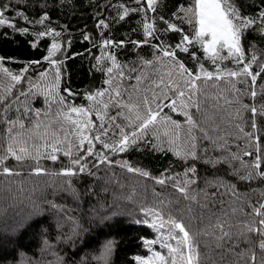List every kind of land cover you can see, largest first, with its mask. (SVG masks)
<instances>
[{
  "label": "trees",
  "instance_id": "16d2710c",
  "mask_svg": "<svg viewBox=\"0 0 264 264\" xmlns=\"http://www.w3.org/2000/svg\"><path fill=\"white\" fill-rule=\"evenodd\" d=\"M4 3L9 4L6 18L13 21L15 29L7 25L0 27V100L3 101L0 103V155H7L6 149L10 142L8 129L12 127L4 121L21 119L30 128V121L35 119V110L41 112V120H46L43 113L48 108L45 101L48 91H52L53 95L58 92L70 104L87 108L90 102L85 99L86 95L109 88L104 81L109 78L106 69L112 67L110 57H115L117 64L121 66L113 69L112 75L117 76V81L113 84L119 81L120 70L133 77L130 80L124 79V85L135 84L134 77L140 71L152 73L158 68L163 73L172 68L168 58L156 60L161 54L153 48V45L174 48L181 40V32L165 31L167 24L164 21L191 35L189 23L178 19L176 15L179 12L182 17L184 13L180 11L181 6H188L191 0H157L155 11L148 10L147 0H141L140 4L135 3V0H26L24 3L0 0V5ZM234 3L242 16L257 20L256 24L244 32L242 46L246 50V60L250 59L253 51L257 54L258 63L253 64L251 70L259 72V63H264V26L259 23V13L264 11V0H234ZM121 5L129 9L143 8L145 11H130L124 20H120L119 15L124 11ZM18 11L24 12L28 19L17 16ZM44 15L48 19L37 23ZM101 21L104 23L101 24ZM144 22L152 23L155 28V39L148 37L149 43H143ZM21 28H27L28 31L22 33ZM49 30L53 35H38ZM57 32L60 33L59 36L54 35ZM85 36L89 39H85ZM105 40L112 43L102 48ZM133 41L139 42L140 46L137 47ZM53 42L59 45V50L51 59L62 61L58 64L60 81L55 88L56 68L45 59L49 56ZM190 51L197 53L201 58L200 63L207 70H213L211 62L203 59V52L198 45L190 48ZM97 58H100L99 63ZM177 59L190 71L199 70V65L189 54L177 50ZM146 60H151L154 64L145 68L142 62ZM222 66L237 67L230 60H225ZM132 67L138 71L129 72ZM4 68L11 75H20L21 82L13 81L11 75L2 71ZM41 73H47V76L41 77ZM240 79H246L251 85L250 77ZM200 84L204 91V95L199 97L201 111L196 112L194 107L191 109L200 127L207 130L209 136L205 139L201 131L195 130L198 138L195 141V151L200 159L193 160L189 157L185 160L169 150L187 152L191 149L192 141L187 135L185 117L165 108L164 112L172 120L180 122L181 129H176L170 122L160 123L129 151L115 155L108 152L109 157L117 162L111 167L106 164L93 167L98 162L94 157H88L89 169L93 175L84 173L67 177L52 174L70 167L68 157L62 153L57 154L59 159L56 163L48 159L39 160V166L47 170V174L41 175L33 174L32 170L37 167L35 160L28 159L22 163L13 158L6 160L5 166L20 174H0V264H60L59 257H63L65 262L70 261V264H78L81 257L88 256L90 259L92 252H98L101 241L107 238L116 240L111 264H135L132 259L134 255H148L143 238L156 237L153 229L134 222L143 218L140 208L144 205L163 208L165 216L171 211L178 219H183L189 231L197 237L202 254L201 264H235L239 257L217 248V241L212 236L197 235V230L215 224L217 218H220L233 225V238L238 237L243 230V222L250 223L252 220L251 216L246 215L252 212L251 205L258 206L264 202V180L255 176L251 180L240 179L246 171L240 161H232L229 155L230 152H239L241 159H252L243 156L245 139L235 127V124L243 123L237 117L240 104L235 103V100L238 94H234L231 85L223 80L216 82L217 86H213V81H208L207 84L201 81ZM236 87L245 90V94L239 96L241 103L254 105L259 113V109L264 106V73L257 78L254 88L257 95L254 99L250 95L251 88L246 89L243 83H238ZM65 89L74 95L69 96ZM21 91L27 95H21ZM146 94L151 97L150 92ZM133 99H136L135 95ZM228 100L233 103L229 104ZM6 107L7 112L4 111ZM57 110V104L53 103V117ZM116 111L110 108V114L115 115ZM125 113L127 114L126 110ZM241 115L248 121L245 130L253 131L250 126L252 113L241 109ZM92 119L95 120L94 115ZM118 122L126 124L124 119ZM256 122L260 129L258 134L264 142V115L258 114ZM113 131L117 135L114 136ZM13 132L21 133L17 139L27 141L25 146L34 153L31 144L33 141H40L33 132L22 130L18 126L13 128ZM176 132H179V138L176 137ZM118 133L119 129L113 126L103 139L112 143L119 138ZM170 140L174 143H169ZM73 141L75 142V137ZM219 145H225L227 150H221ZM19 146L13 143L14 148ZM62 147L66 149L67 144ZM95 149L106 151L100 143L96 144ZM44 150L41 148L42 152ZM75 155L74 149L73 158ZM225 158L227 162H217L214 166L205 163L206 160L223 161ZM125 160L132 167L147 171L150 177L157 178L163 174L177 177L180 181L185 179V170L194 166L196 174L188 175L196 179L197 183L190 185L189 195H196L199 203L184 200L172 186L174 181H168L162 186L156 184L154 179L127 172L119 166V162ZM232 165L240 170L239 174L234 173ZM220 180L224 181V186H214ZM231 185H235L236 194ZM160 200L165 204L169 201L172 203L164 208L158 203ZM189 208L191 212L188 211ZM113 212L121 214L112 215ZM73 229L77 230L76 234ZM249 235L253 241L258 242V236ZM248 246L241 238L235 252ZM153 248L156 251H166L160 249L158 244L153 245ZM255 251L260 255L258 247ZM240 264H244V261L241 260Z\"/></svg>",
  "mask_w": 264,
  "mask_h": 264
},
{
  "label": "snow or ice",
  "instance_id": "6c2138e0",
  "mask_svg": "<svg viewBox=\"0 0 264 264\" xmlns=\"http://www.w3.org/2000/svg\"><path fill=\"white\" fill-rule=\"evenodd\" d=\"M17 2L24 3L26 0H17ZM156 2L157 0H147L148 10L155 11ZM135 3L140 4L141 0H135ZM120 7L124 8L123 14L119 15L120 20H124L130 11H145L143 8L129 9L123 5ZM8 8L9 4L7 3L0 5V27L7 25L15 29L13 21L6 18ZM180 11L184 15L181 17L178 12L176 14L177 18L189 23L191 35L184 33L176 25L164 21L167 24L165 31L181 32V40L174 48L171 46L153 45L155 51L161 54L156 57V60L162 61L163 58H168V61L172 65L171 70L163 73L158 68L152 73L140 71L134 77L136 83L128 85H124L122 81L124 79H133V77L127 75L123 70H120L118 73L120 79L117 83L113 84L114 81H117V76L112 75L113 69L121 68V66L117 64L115 57H110L112 59V67L106 69V74L109 78L104 81L106 85H109V88L100 89L94 94L86 95L85 99L90 102L87 108L70 104L58 92L53 95L52 91H48L45 95L48 108L43 113L46 120H41V112L35 110V119L30 121V128L21 119L4 121L5 123L11 124L12 127L8 129L10 142L6 149L7 155H0V167H2V173L0 174H20L19 172H14L12 168L5 166V161L9 158H13L20 163L28 159L35 160L37 167L32 170L33 174H47V170L39 166V160L48 159L56 163L59 159L57 154L62 153L68 157L70 167L62 168L59 172L52 174L67 177L84 173L93 175L89 169L88 157H94L98 162L93 164V167H98L99 164H106L111 167L117 162L109 157L108 152L115 155L129 151L133 147H136L160 123L167 124L170 122L176 129H181L182 125L180 122L172 120L171 116L164 112L165 108L170 109L172 113H177L185 117V123L188 125L187 135L190 141H192L191 149L187 152L175 149L169 150L174 151L177 157H183L185 160L189 157L193 160L200 159L195 151L197 147L195 141L198 139L195 135V130L201 131L205 139H208L209 136L207 130L200 127L191 109L194 107L196 112L201 111L199 97L204 95L200 84L201 81L205 84L208 81H213V86H217L216 82L223 80L224 83L231 85V91L234 94H238L235 100V103L240 104V108L237 109V117L243 123H237L235 127L242 134V138L245 139V147L242 149L243 156L252 158L249 161H245L241 159L239 152H230L231 160L240 161L241 166L246 171V174L241 175L240 179L251 180L255 176L264 180V167H262L264 166V147H262V143L264 142L261 141L260 135L258 134L260 129L256 122V116L258 114L264 115V106L259 109L258 113V109L254 105L241 103L239 96L244 95L245 90L236 87L238 83L245 84L246 89H252L250 95L254 99L257 95L254 90L257 78L261 73H264V63H259V72H253L251 70L252 65L258 63V56L253 51L250 59L246 60V50L242 46L244 32L256 24L257 20L242 16L234 0H191L188 6H181ZM16 15L25 20L28 19L22 11H18ZM47 19V15L41 16L37 23H43ZM100 23L103 24L104 22L101 21ZM259 23L264 26V11L259 13ZM104 26L107 27L106 24ZM143 30L145 35L143 43H149L148 37L155 39V28L152 23L144 22ZM20 31L24 33L28 29L21 28ZM38 35H53V32L49 30L40 32ZM54 35L59 36L60 33L57 32ZM85 39H89V37L85 36ZM111 43V41L105 40L101 47H106ZM132 43L137 47L140 46L139 42L133 41ZM197 45L203 52V59L210 61L213 65V70H207L200 63L201 58L197 53L190 51V48L196 47ZM58 50L59 45L53 42L49 49V56L45 57L56 68L53 88L58 86L60 81L58 64L62 63V61L51 59ZM177 50L189 54L199 65V70L195 72L190 71L184 63H181L177 59ZM97 59L99 63L100 58ZM225 60H230L237 67L227 68L226 66H222ZM142 63L145 68L154 64L151 60H146ZM241 65L242 67H240ZM2 71L11 75L7 68L2 69ZM137 71L135 67L129 69V72ZM40 75L41 77H46L47 73H41ZM241 77H250L251 85L248 84L246 79L241 80ZM11 79L16 83L21 82L20 75H11ZM29 83L31 84V81ZM32 86L35 87V85ZM65 91L69 96L74 95L68 89H65ZM149 92L151 93V97L146 94ZM141 93L145 94L141 96ZM21 95H27V93L21 91ZM134 95L136 99H133ZM125 96H127V99H124ZM2 102L0 100V103ZM227 102L229 104L233 103L232 100H228ZM53 103H56L58 106L54 117L51 113V105ZM8 107L4 109L5 112L8 111ZM110 108L117 110L115 115L110 114ZM241 109L252 113L250 126L253 131L251 132L245 130L248 121L244 120V117L241 115ZM73 114H75V117ZM93 115L95 116V120L92 119ZM120 119H124L126 124L119 123L118 121ZM17 126L22 130L33 132L36 139L40 141L39 143L33 141L31 144L34 153L29 150L28 146H25L27 141L17 139L21 135L19 132H13V128ZM113 126L115 129H119V138L114 139L112 143H108L103 138L108 136L109 130ZM113 135L115 136L117 133L113 131ZM175 135L179 138V132H176ZM73 137H75V142L73 141ZM13 143H17L20 146L14 148ZM65 143L67 144L66 149L62 147ZM97 143L102 144V148L106 151H96L95 146ZM169 143H174V141L170 140ZM85 144H87L86 148ZM226 144L227 141H225ZM225 145H219L221 150H227ZM153 147L155 148L156 145H153ZM41 148L45 150L42 152ZM237 148H240V146L237 145ZM48 149H51V151H48ZM74 149L76 152L75 158H73ZM81 153L83 154L81 155ZM217 162H227V158L223 161H205V163H211L213 166ZM119 166L126 169L129 173L138 174L146 179H154L156 184L162 186L166 185L168 181H174L172 186L181 194L184 200L199 203L196 195H189L190 185L197 183L196 179H192L188 175L189 173L196 174V168L194 166L188 167L185 170L183 173L185 179L183 181H180L177 177L164 176L163 174L157 178L150 177L147 171L132 167L126 160L119 162ZM232 167L234 173L239 174L240 170L236 169L234 165ZM249 169L254 171H249ZM69 185L71 186L70 181ZM214 186L223 187L224 181L220 180L219 184ZM231 188L233 193L236 194L234 191L235 185H231ZM158 203L163 205L164 208H167L172 202L169 201L168 204H165L163 200H160ZM251 208L252 212L246 213V215L252 217L251 222H243V230L235 239L231 232L233 225L227 220H221L220 218H217L215 224H210L204 229H198L197 235L212 236L217 241V248L232 252L239 257L235 264H240L241 260L244 261V264H264V202L259 203L258 206L251 205ZM188 211L191 212V209L189 208ZM140 212L143 218L136 219L134 222L136 224H145L153 229L156 232V237L155 239L143 238V245L147 249L148 255H134L132 259L135 264H201L202 254L199 251V242L196 235H193L189 231L183 219H178L171 211L165 216L163 208H157L151 205L142 206ZM120 214L113 212L112 215ZM109 218L105 217V219ZM73 233L76 234L77 230L73 229ZM249 234L258 236V242L253 241ZM241 238L249 246L240 249L239 252H235V249L240 245ZM68 239H72V237H68ZM157 244L160 249L166 251L154 250L153 245ZM115 245V238L104 239L100 243L98 252H92L90 259L88 256L81 257L78 264H111V257L115 251ZM256 247L259 248L260 255H257L255 251ZM59 261L60 264H70V261L65 262L63 257H59Z\"/></svg>",
  "mask_w": 264,
  "mask_h": 264
}]
</instances>
